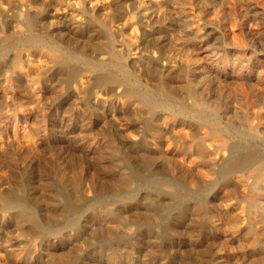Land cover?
Returning <instances> with one entry per match:
<instances>
[{"label":"rangeland","instance_id":"1","mask_svg":"<svg viewBox=\"0 0 264 264\" xmlns=\"http://www.w3.org/2000/svg\"><path fill=\"white\" fill-rule=\"evenodd\" d=\"M157 1L0 0V264H264V0Z\"/></svg>","mask_w":264,"mask_h":264},{"label":"bare ground","instance_id":"2","mask_svg":"<svg viewBox=\"0 0 264 264\" xmlns=\"http://www.w3.org/2000/svg\"><path fill=\"white\" fill-rule=\"evenodd\" d=\"M157 3H158V1H157ZM24 39L26 42H30V43L32 42L36 45L45 46L52 53V55L55 57V60L58 63H65L66 61L72 60L74 58L75 59L81 58L76 53L63 49L58 43H56L54 41L47 40V39H45V38H43L37 34H34V33L27 34ZM116 42L117 41H115V43ZM3 49H5V42L0 44V53L3 52ZM210 54H208V55H210ZM205 55H207V54H205ZM190 64L191 63H189V66H190ZM87 65L94 67L95 65H97V63L96 62H88ZM110 66L114 67L116 69L117 73H109V75L107 74L106 77L105 78L103 77V78L106 81L111 82V83L118 82V80H120V78L123 79V81L126 83L125 91L136 95V99H138L143 105H145L149 109L154 110V109L161 107L162 109L169 110V111H177L179 113H186L187 112V110L181 105H173V104H170L169 102L162 101L160 99L155 98L147 90H142V89L138 88L137 87V85L139 84L138 79L132 74V72L128 69V67L124 63H122L120 60L116 59V60L111 61ZM198 72H199V70H198ZM168 79H169V77H168ZM157 88H159V90L161 91V93L163 95H168L170 93V90L167 89L163 84H159ZM112 89H114V88H112ZM150 89H153L154 91L156 90L154 87H151ZM197 91H198V89H197ZM200 97H202V96H200ZM192 99H193V96H192ZM131 102H133V101H131ZM200 105H201V103H200ZM156 114H158V112ZM194 115L195 114L193 113V116ZM200 115H195L194 117H196V116H198V117H196L197 119L195 118L193 120L196 121L198 124L208 125L211 129L212 134H219L220 133L221 129L217 126V122L215 119H208V118H205L204 116L200 117ZM227 129L232 131V133H234V134L243 135V130L241 131V129H239L238 127H227ZM227 148L229 149V156H232V154L234 153L233 146L229 144V145H227ZM198 150H200V149H198ZM200 154H202V153L200 152ZM263 162L256 163V161L253 159V157H250V153L248 155H242L236 159H231V161H229V164L227 165L226 169L221 172V176H228L229 174H231V172H233L235 170H242V171H248L249 176H253V177H256L258 179L260 172H262V169L264 168ZM262 201L263 200H261V202Z\"/></svg>","mask_w":264,"mask_h":264}]
</instances>
